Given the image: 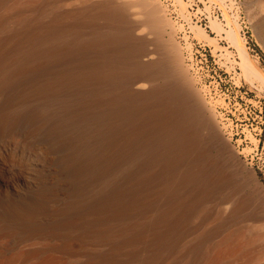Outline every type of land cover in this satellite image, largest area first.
Listing matches in <instances>:
<instances>
[{"label": "bare ground", "instance_id": "bare-ground-1", "mask_svg": "<svg viewBox=\"0 0 264 264\" xmlns=\"http://www.w3.org/2000/svg\"><path fill=\"white\" fill-rule=\"evenodd\" d=\"M169 26L157 0H0V150L24 131L61 155L54 184L19 202L0 192V264H220L213 236L264 220L258 179L182 78ZM255 228L246 255H264Z\"/></svg>", "mask_w": 264, "mask_h": 264}, {"label": "rangeland", "instance_id": "rangeland-1", "mask_svg": "<svg viewBox=\"0 0 264 264\" xmlns=\"http://www.w3.org/2000/svg\"><path fill=\"white\" fill-rule=\"evenodd\" d=\"M157 2L171 25L167 29L173 30V40L181 54L182 78L191 80L192 89L213 110L223 139L229 141L232 150L254 171L255 177L264 182V16L258 1ZM214 21L226 32H239L248 56L246 60L244 52L227 38L226 33L217 35L212 28ZM195 26L204 29L209 38L197 37ZM165 40H169L168 35ZM245 66H251L256 75H248ZM19 134L16 146L0 150V177L11 188L10 191L4 187L0 189L5 201H22L44 187L43 183L54 184L61 156L50 151L47 141L26 142L25 132ZM221 207L218 209L228 205ZM219 224L216 216H212L203 224L195 241L214 232ZM258 226L263 228L264 220L244 221L240 226L242 235L232 241L225 239L238 229L226 227L211 239L209 256L221 254L220 264H264V255H246L248 251L259 250L260 243H243L244 239L253 238Z\"/></svg>", "mask_w": 264, "mask_h": 264}, {"label": "water", "instance_id": "water-1", "mask_svg": "<svg viewBox=\"0 0 264 264\" xmlns=\"http://www.w3.org/2000/svg\"><path fill=\"white\" fill-rule=\"evenodd\" d=\"M257 187L259 193L264 197V182L257 180Z\"/></svg>", "mask_w": 264, "mask_h": 264}]
</instances>
